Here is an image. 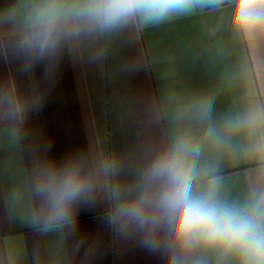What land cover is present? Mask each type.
<instances>
[{
    "label": "clouds",
    "instance_id": "9594fccd",
    "mask_svg": "<svg viewBox=\"0 0 264 264\" xmlns=\"http://www.w3.org/2000/svg\"><path fill=\"white\" fill-rule=\"evenodd\" d=\"M191 17L205 41L194 57L215 85L146 98L139 142L125 154L56 160L50 144L31 147L24 187L37 231H73L78 211L103 203L113 236L162 264H264V0H15L0 9V49L32 83L28 94L0 85V136L26 138L42 83L51 86L65 56L100 64L126 37ZM176 76L165 65L162 78ZM242 164L243 178L225 174Z\"/></svg>",
    "mask_w": 264,
    "mask_h": 264
},
{
    "label": "crops",
    "instance_id": "0c3cea01",
    "mask_svg": "<svg viewBox=\"0 0 264 264\" xmlns=\"http://www.w3.org/2000/svg\"><path fill=\"white\" fill-rule=\"evenodd\" d=\"M14 2L0 0V9ZM204 44L201 22L191 17L148 29L132 42L126 37L100 64L65 56L51 86L42 83V107L29 114L26 138L11 145L0 136V264H162L158 257L113 236L104 222L103 203L78 211L73 231H37L27 216L31 201L24 187L31 168L29 149L36 143L50 144L48 156L56 160L79 153L129 152L139 142L137 120L146 98H159L170 85H215V73L205 66V58L194 57ZM165 65L176 69L174 80L162 78ZM42 76L38 66L34 79L42 81ZM31 83L20 74L18 62L0 49V85L13 84L28 94ZM230 103L231 96H223L217 110ZM247 167H227L225 174L235 178Z\"/></svg>",
    "mask_w": 264,
    "mask_h": 264
}]
</instances>
